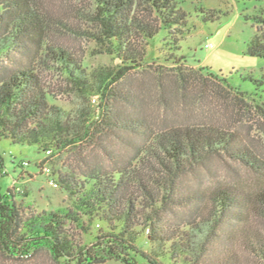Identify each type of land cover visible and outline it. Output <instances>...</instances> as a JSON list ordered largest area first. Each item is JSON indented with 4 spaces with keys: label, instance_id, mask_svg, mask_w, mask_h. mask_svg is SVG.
<instances>
[{
    "label": "trees",
    "instance_id": "trees-1",
    "mask_svg": "<svg viewBox=\"0 0 264 264\" xmlns=\"http://www.w3.org/2000/svg\"><path fill=\"white\" fill-rule=\"evenodd\" d=\"M90 1V16L83 17L97 26V32L85 35L105 46L106 52L120 62L116 77L110 73L102 75L100 87L104 86V94L113 81L143 67L147 55L143 42L148 46L162 29L172 30L185 23V14L175 0ZM36 7L34 0H0V141L8 139L22 146L42 145L61 150L83 142L88 135L83 132L81 117L51 103L52 95L35 70V62L41 58L38 53L47 54L44 66L52 62V68L80 92L93 94V84L87 70L68 51L57 49L48 55L43 41L45 19ZM248 20L263 31L264 8ZM247 54L264 59V38L256 36L248 45ZM181 79L185 90L188 80L184 75ZM249 80L257 88L252 94L244 92V97L251 98L264 118V76ZM101 116L111 131L151 136L144 120L104 111ZM155 142L149 154L150 164L139 171L131 166L111 173L95 170L85 182L60 178L63 188L76 198V211L25 216L15 194L0 191V250L20 259L46 249L55 261L63 264H160L156 253L153 256L137 246V228L143 226L145 218L151 241L171 244L170 261L180 258L188 264H243L239 255L242 252L255 264H264V188L252 196L227 189L206 193L189 190L181 182L182 177L196 170L209 171L210 162L217 158L229 159L264 180V163L245 150L234 133L219 129L173 126ZM154 173L160 178L156 179ZM5 175V161L0 154V178ZM205 204L212 208V219L203 220L199 227L196 222H185L188 231L161 225L162 219L154 221L143 209L199 210ZM253 216H257L262 228L254 226ZM84 217L102 222L106 231L82 246L74 243L67 225L73 222L89 232ZM217 240L227 246L218 256L213 250Z\"/></svg>",
    "mask_w": 264,
    "mask_h": 264
},
{
    "label": "rangeland",
    "instance_id": "rangeland-1",
    "mask_svg": "<svg viewBox=\"0 0 264 264\" xmlns=\"http://www.w3.org/2000/svg\"><path fill=\"white\" fill-rule=\"evenodd\" d=\"M34 1L45 19L47 30L43 41L48 55L57 49L68 51L71 58L87 70L94 92L89 95L80 92L52 68V62L44 66L47 54L38 53L41 60L35 62V70L52 95L51 103L74 117H81L83 132L88 136L83 142L61 150L42 145L22 146L8 139L0 141V154L7 172L0 178V191L3 194L12 191L25 216L66 209L76 211V198L63 188L60 178L66 176L85 182L95 170L111 173L131 166L139 171L150 164L149 154L156 146L155 140L173 126L234 133L243 148L264 163V118L251 98L243 94L256 91L255 83L249 78L258 80L264 76V59L247 54L248 45L256 36L264 38V30L258 31L248 20L260 14L263 2L175 0L185 14V23L172 30L162 29L148 46L143 42L147 51L143 67L113 81L104 94V86L100 87L101 77L109 73L116 77L120 62L106 52L105 46L85 35L97 32V26L83 17V14L90 16L91 1ZM207 45L213 47L208 49ZM181 74L188 80L185 90ZM103 111L144 120L151 136L143 138L129 132L111 131L102 121ZM26 162L29 165H25ZM44 168L51 172L46 173ZM209 168V171L196 170L182 177V184L189 190L200 189L206 193L227 189L251 196L264 188L263 179L229 159H214ZM154 177L160 178L158 174ZM50 180H54L58 187L50 185ZM143 209L147 217H153L154 221L162 219L161 225H172L180 231L190 229L184 226L185 222H196V227H199L203 220L212 219L213 214L208 204L199 210L193 207H176L171 211ZM83 219L89 232L73 222L67 226L71 229L74 243L85 246L106 229L98 220ZM252 219L254 226L261 227L257 216ZM141 223L143 226L137 228L139 249L153 256L156 253L160 264H188L180 258L170 261L171 244L151 241L149 222L144 218ZM225 249L227 246L221 240H217L213 247L216 256ZM239 255L243 264L256 263L245 253L240 252ZM0 264L63 262L55 261L46 249L20 259L9 257L0 250ZM105 264L121 263L108 261Z\"/></svg>",
    "mask_w": 264,
    "mask_h": 264
},
{
    "label": "built area",
    "instance_id": "built-area-1",
    "mask_svg": "<svg viewBox=\"0 0 264 264\" xmlns=\"http://www.w3.org/2000/svg\"><path fill=\"white\" fill-rule=\"evenodd\" d=\"M206 47L209 49V48H212L213 46L212 45H210V46L207 45ZM25 165H29V163L26 162ZM44 171L46 173H48V174L51 172L50 169H48V168H44ZM49 184L52 185V186L58 187V184L54 180H50ZM148 232H149V230H148Z\"/></svg>",
    "mask_w": 264,
    "mask_h": 264
}]
</instances>
